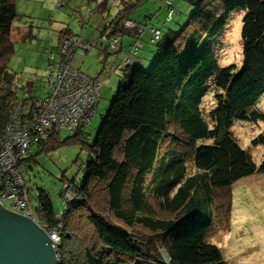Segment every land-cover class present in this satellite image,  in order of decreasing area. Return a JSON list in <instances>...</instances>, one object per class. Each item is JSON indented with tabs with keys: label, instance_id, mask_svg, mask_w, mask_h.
Instances as JSON below:
<instances>
[{
	"label": "trees",
	"instance_id": "1",
	"mask_svg": "<svg viewBox=\"0 0 264 264\" xmlns=\"http://www.w3.org/2000/svg\"><path fill=\"white\" fill-rule=\"evenodd\" d=\"M117 1V10L110 14L108 3L113 1L96 5L94 0L92 9L102 15V25L108 21L112 33L120 35L119 49L113 51L101 29L100 48L107 53L119 52L124 34H129L132 42L127 45L128 56H134L146 35L155 46L156 58L150 61L149 66L153 65L149 70L121 61L120 82L88 147L90 158L79 167L76 180L64 184L63 191L74 196L67 199L61 192L65 205L59 210L63 228L57 246L58 264H224L217 246L204 239L206 218L181 220L179 210L207 207L214 188L264 171V156L255 163L229 131L233 120L260 117L255 109H249L264 94V0H184L193 6L192 11L178 28L166 31L161 25L172 19L171 0L169 19L167 0L161 2L166 10L162 24L147 13L140 20L131 18L140 0ZM236 9L244 11L241 64L220 66L213 43ZM16 16L15 0H0V134L17 98L24 108L33 109L50 92L46 68L47 93L34 96L33 79L20 84L7 67ZM126 17L137 23L149 22L160 34L153 40L149 30L135 36L121 27ZM68 35L70 30H63L59 42ZM133 44H137L135 52L129 50ZM49 64L52 67L53 63ZM51 67L49 70L54 71ZM212 88L214 103L205 113L204 97ZM90 120L74 131L56 130L51 125L46 136L31 143L17 162L20 173L25 162L33 158V146L45 152L59 143L85 144L84 127ZM62 130L70 135L60 141ZM202 138L212 142L197 145ZM258 139L264 143L262 136ZM189 157L195 168L191 173H187ZM24 183L29 199L35 201L36 221L46 228L55 226L59 212L54 211L50 196L35 182L33 187ZM156 207L178 216L161 218L155 213Z\"/></svg>",
	"mask_w": 264,
	"mask_h": 264
},
{
	"label": "rangeland",
	"instance_id": "2",
	"mask_svg": "<svg viewBox=\"0 0 264 264\" xmlns=\"http://www.w3.org/2000/svg\"><path fill=\"white\" fill-rule=\"evenodd\" d=\"M62 1L63 5L60 6L56 4V0H15L17 16L12 23L10 32L13 52L9 55L7 67L20 84H25V81L30 77L33 79L31 94L34 96H43L47 93L44 70L49 63H53L52 70L57 69L59 55L56 47L60 33L67 29L73 32L72 34L78 33L81 27L80 21L88 20L89 17L90 26L89 24L88 27L86 26L87 32L92 30L96 34V30L91 26L100 27L103 24L102 17L97 14L96 9H92V5L87 6L86 0ZM95 1L96 5L109 2V0ZM113 2L108 3L110 14H113L118 7L116 3L118 1ZM161 2L162 0H140L136 11L142 15L149 11L153 21L157 20L160 23V21H164L166 14ZM171 3L174 11L172 19L161 25L164 31L178 28L193 9V6L184 0H171ZM88 9L92 10L87 13ZM243 14L244 11L241 9L232 11L221 35L213 43L220 66L227 64L240 66L241 64L240 31ZM137 15H139L138 12H134L131 17L134 18ZM107 24H109L108 21ZM105 27L106 23L103 25L102 33ZM122 29L129 31L125 28ZM94 40L88 50L76 52L71 60L72 65H79L89 75H94L102 65V62L97 64L96 52H90L96 44V39ZM100 41L101 38H97L98 46L101 44ZM49 50L52 52V56H49ZM138 50L141 52V49ZM84 53L86 54L84 55ZM116 53H109V56ZM155 55H153V59L156 58ZM124 58L121 61H124ZM152 65L153 63L146 70H149ZM108 83L109 81L101 85L96 112L84 127L86 143H59L45 152H40L39 147L33 146L31 150L33 158L28 159L21 170L27 187H33L32 181L35 182L36 187L44 190L50 196L53 209L57 213L65 205V200L61 195L65 188L64 184L74 182L80 173L79 167L90 158L88 147L92 144L103 116L118 88V84L113 87ZM214 92L212 88L204 97L202 110L205 113L214 103ZM254 109L260 114L259 118L256 120H233L229 131L239 145L251 155L252 160L259 163L264 156V143L258 139L259 136L264 138V94L249 111ZM69 135L70 133L66 130H62L59 133V140L62 141ZM256 140L257 142H254ZM211 142L210 138H202L197 140L196 144ZM194 170V165L189 157L187 173L194 172ZM29 176L32 177L31 180ZM34 202L32 201L33 205ZM208 204L207 207L199 205L202 207L199 209L198 206L195 209L190 208L188 212L179 210V219L184 220L190 217L201 221L206 218L208 226L204 233V239L217 246L224 264H264V171H255L229 185L214 188ZM156 209L155 213L161 218H176L178 216L176 213L160 207H156Z\"/></svg>",
	"mask_w": 264,
	"mask_h": 264
},
{
	"label": "built area",
	"instance_id": "3",
	"mask_svg": "<svg viewBox=\"0 0 264 264\" xmlns=\"http://www.w3.org/2000/svg\"><path fill=\"white\" fill-rule=\"evenodd\" d=\"M56 4L61 6L63 1L56 0ZM165 6L169 19L173 8L168 0L165 2ZM81 22L78 34L61 38L56 49L59 55L57 69L49 70L51 64L46 68L49 94L39 100L36 108L33 109L24 108L22 100L17 98L0 134V205L11 212L34 220L49 237L50 245L55 251L58 261L57 246L63 228L61 222L63 213L59 212L56 215L55 226L46 228L36 221L35 210L29 199L17 162L29 151L31 143L46 136L51 125L56 130L64 128L74 131L77 126L87 123L95 111L99 87L101 84L107 83L108 76L93 78L71 66L72 56L76 52H85L90 47V43L82 37L85 24L83 21ZM121 27L133 32L135 36L144 30H149L152 40L160 34V30L150 27L149 22L142 24L130 19H122ZM112 30V24L106 23L102 34L103 36L107 35L108 48L118 51L120 35L112 33ZM136 49L137 44L129 46V50L132 52H135ZM49 56H52L50 50ZM127 61L128 57H125L124 62ZM63 196L71 199L74 193L63 191ZM163 258L166 262L169 261L164 253Z\"/></svg>",
	"mask_w": 264,
	"mask_h": 264
},
{
	"label": "water",
	"instance_id": "4",
	"mask_svg": "<svg viewBox=\"0 0 264 264\" xmlns=\"http://www.w3.org/2000/svg\"><path fill=\"white\" fill-rule=\"evenodd\" d=\"M44 230L0 205V264H58Z\"/></svg>",
	"mask_w": 264,
	"mask_h": 264
},
{
	"label": "crops",
	"instance_id": "5",
	"mask_svg": "<svg viewBox=\"0 0 264 264\" xmlns=\"http://www.w3.org/2000/svg\"><path fill=\"white\" fill-rule=\"evenodd\" d=\"M94 3V0H86V4L87 6H93V3ZM139 5H140V2H139ZM139 15H137L136 17H134V19L136 20H140V19H143L146 15H149L151 16V14L149 13V11H146V15H142V13H140L139 11H137ZM101 17L102 15L99 14ZM90 18V17H89ZM88 18V20H84V24L86 25V23L89 24L90 26V19ZM133 18V17H131ZM103 19V17H102ZM88 21V22H87ZM104 21V19H103ZM157 21V20H155ZM159 22V21H157ZM163 21H160V24H162ZM81 23V21H80ZM159 24V23H158ZM102 26L101 25L100 27L98 26H91V28H93L94 30H96V34H94L91 31L87 32L86 31V27L82 33V37L84 40L88 41V42H94L96 39L97 41V38L99 39L100 37V30L102 29ZM88 27V26H87ZM71 32V31H70ZM73 32H71L72 34ZM76 34V33H75ZM96 37V38H95ZM122 42H123V45H122V50L121 52L119 53H116L112 56H109V53L105 52L103 47L100 48V46H98V44H95L94 45V48L90 50V52H96L97 54V59L96 61L98 62L97 64L101 63L102 65L99 67V69H97L96 73L94 75H90L92 77H96V78H101L102 76H106V75H109V83L108 85L110 86H113V85H116L118 84L119 85V82H120V77H121V74H122V65H121V60L126 56L128 57V66H141L143 68H147L150 64V61L152 60L153 58V55L155 54V48L153 49L154 44L151 43L147 36L144 35L142 37V44L140 45V48L141 49V52L140 50H138L137 54L134 55V56H128V49H127V45L132 42V37L129 35V34H124L123 36V39H122ZM57 44H59V42H57ZM56 44V46H57ZM49 48V47H48ZM57 48V47H56ZM50 49V48H49ZM86 53H84L85 55ZM73 66L75 67H78L80 68L82 71L85 72L84 69H82V67H80L79 65H74ZM111 68H113L112 70V73L113 74H109V72L111 71ZM86 73V72H85ZM88 74V73H87ZM89 75V74H88ZM107 87V86H105ZM114 87V86H113Z\"/></svg>",
	"mask_w": 264,
	"mask_h": 264
}]
</instances>
